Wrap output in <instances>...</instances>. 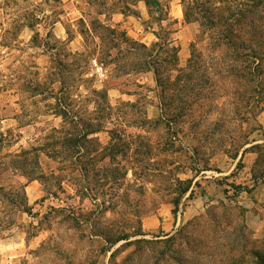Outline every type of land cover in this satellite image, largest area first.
Wrapping results in <instances>:
<instances>
[{
    "label": "rangeland",
    "instance_id": "374dc122",
    "mask_svg": "<svg viewBox=\"0 0 264 264\" xmlns=\"http://www.w3.org/2000/svg\"><path fill=\"white\" fill-rule=\"evenodd\" d=\"M118 1L0 0V131L17 135L11 149L27 148L43 131L60 128V118L52 114L55 101L33 99L26 92L31 82L46 79L53 81L51 91L57 97L63 93V83L64 89L74 86L79 96L85 95L79 97V106L104 122V131L95 135L101 149L110 139L106 130L116 127L134 137L128 154L131 160L144 159L135 165L136 173L129 169L124 178L117 171L127 159L119 155L110 166L106 157L98 165L111 167L114 175L93 171L86 178L79 176L77 180L90 187L80 199L68 169L57 159L42 155L40 164L48 179L28 182L25 190L32 215L19 214L18 226L11 232L5 231V186L25 179L10 180L0 174V264H222L227 257L239 255L245 247L260 246L264 240V0L257 8L252 7L254 0L229 3L233 31L259 49L263 74L261 84L251 87L254 91L234 77L248 61L235 58L230 49L228 57L218 49L209 50L210 31L200 25L203 20L186 24L180 0L168 1L171 16L178 21L174 37L180 46V66L185 67L194 44L205 67L193 92L199 91L201 105L169 132L149 123L160 115L152 73L135 68L123 71L122 66L136 61L134 52L125 43L106 40L116 46L108 53L98 38L105 37L104 31L95 25L96 30L92 29L93 21L99 20L150 46L154 37L144 30V8L136 0ZM4 2L5 8L1 7ZM37 3L49 21L58 20L52 27L61 49L56 56L34 46L36 31L14 27ZM126 5L140 11L142 20ZM205 5L215 13L222 8L213 0ZM122 7L128 10L126 15L119 13ZM36 30L42 38L48 26L42 23ZM89 51L93 58L87 63L84 54ZM99 62L105 70L98 71ZM81 69L94 78L91 83L74 82ZM50 72L54 75L47 79ZM91 86L107 90L100 109L86 98ZM108 113L117 121L110 120ZM4 155L5 143L0 144V157ZM186 188L189 190L174 214L173 202ZM236 206L245 209L243 218L230 209ZM175 218L180 220L173 226ZM135 230L145 235L128 241L152 242L126 244L123 240L109 247L105 241L108 232ZM161 240L165 243L158 242ZM160 250L165 252L162 257L156 253Z\"/></svg>",
    "mask_w": 264,
    "mask_h": 264
},
{
    "label": "trees",
    "instance_id": "16d2710c",
    "mask_svg": "<svg viewBox=\"0 0 264 264\" xmlns=\"http://www.w3.org/2000/svg\"><path fill=\"white\" fill-rule=\"evenodd\" d=\"M127 1L128 0H119L118 3L125 4ZM140 1L144 2L148 14V19L142 20L144 30L152 33L154 36V40L150 46L130 38L125 31L118 32L115 28L103 25L99 20L93 21L92 29H95V25L104 31L105 37L98 35V38L101 40V46L105 48L108 53L116 48V46L114 44H108L106 40H111V42L117 40L122 42V44L125 43L128 48L134 52L132 54L136 55L134 57L136 61L122 66L123 71H125L124 68H131L129 70L138 69L142 72L152 73L156 95L159 100L160 115L157 119L149 123L156 127L161 125L169 132L170 129H173V126L181 122L186 115L192 113L196 109V106L199 107L201 105V99L199 100L200 97L197 98V93L199 91L197 93L193 92L195 91L194 83L198 81L205 70L203 65L204 61L201 54L194 51V44H191L190 56L186 65L185 67L180 66V47L174 38V34L177 31L174 26L177 21L169 17V0ZM207 1L208 0L203 4L202 0H180L183 6L184 21L186 23H191L200 21L201 19L203 20L200 25H204L210 31L209 35L212 44L209 50L213 51L218 49L228 57L226 52L230 49L234 52L233 55L235 58L240 57L243 58L244 61H248L246 65L239 66L238 69L240 70L242 68V72H236L234 77L240 79L248 91H254L255 89L251 87L261 84L263 74L259 49L256 46H252L249 40L245 39L244 35L233 31L231 23L233 16L230 15L233 7L229 4L231 2L230 0H216L218 4L222 5L218 13H215L214 9H211L213 7H208L210 5H205ZM213 1L216 3L215 0ZM261 2L262 0L252 1V7H259ZM132 3L134 2L132 1ZM40 5L41 3H37V5H34L31 12L27 11L23 17L24 21H22L21 24L18 26L13 25L15 28L24 27L31 31H36L33 37L34 46L42 48L43 51L56 56L57 51H61V49H59L55 43L52 27L58 20L53 19L49 21V17L45 16ZM1 7L5 8V2ZM124 8L125 7H122L119 13L126 15L127 11L131 10L133 15L140 18L138 10L130 9L128 5H126L128 10ZM240 17L246 18L243 15ZM42 23L48 26V30L44 37L39 38L41 35L36 29ZM251 23L255 28H258L254 20H252ZM214 30H217V32ZM5 47L9 46L5 45ZM83 54L84 53H75L74 55L82 56ZM92 54L93 52L90 51L84 54L87 63L93 58ZM124 57H126V55ZM235 61L239 62V60ZM99 64L101 63L99 62ZM101 66L105 70V65L101 64ZM53 75L54 73L50 72L47 79ZM87 75L88 70L81 69L74 78V82L91 83L94 78L87 77ZM209 76H211V74ZM52 82L53 81L49 82L46 79L43 81L36 80L27 86L26 92L30 93V97L33 99L40 98L42 100L51 99L55 101L54 104H51L53 107L52 114L60 118V128L50 127L46 131H43L44 133L36 140V143L31 144L27 148L20 146L16 149H11V147L17 143V135L12 134L10 130H6L5 134L0 131V144L5 143V155L3 158L0 157V167L2 171L0 174L5 173L7 179L10 180L13 178L25 179L23 183L17 182L15 185L9 184L5 186V231L8 232H11L14 227L18 226L17 216L19 214L32 215V207L28 203L25 190L28 182L32 180H40L43 182L44 179H48L41 168L40 157L42 155L49 158L52 157L55 160L57 159L61 166L68 169L69 178H72L73 185H76V189L79 194H81L79 195L80 199L86 196L85 192H88L90 187L88 183H82V181L77 180L79 176L86 178L89 176L90 172L93 171L98 173L107 171L110 176L114 175V171L111 167L98 165V163L102 162L106 157L110 161V166L116 162L119 155L127 159L126 165L121 164L117 171L124 178L129 169L136 173L135 165H141L144 161V159L141 161L138 159L131 160L128 154L131 151L134 137L126 135L123 129H116V127L106 130V132L110 134V139L105 149H101L100 140L95 135L104 131L103 119L100 120L92 116V113H87L84 107L79 106V101H81L79 97L82 98L85 95L83 96L81 94L79 96L74 86H68L64 89L63 83V86L60 88L63 90V93L60 97H57V94L51 91ZM86 90L88 92L86 96L88 101L92 102L94 108L100 109V101L107 98L106 88L97 90L91 86ZM109 108L111 109V107ZM96 112L97 111L93 112V114ZM111 115V113H108L110 120L114 119L117 121V119L111 117ZM116 117H118V115ZM136 137L139 138L141 135H137ZM245 150L242 154H244ZM64 168H61V170ZM254 182H257V177H255ZM234 188L239 190V187ZM188 190L189 188L184 189L180 197L174 200V214L179 207L181 197ZM192 193L193 191H191V194ZM220 204L225 207L222 202H220ZM230 209L237 210L239 212L238 215L241 218L244 217L245 209L243 207L236 206L235 208L230 207ZM67 218H70V216ZM72 219L77 221L75 217ZM187 225L192 226L190 222H188ZM184 227L185 225L182 228ZM137 235L142 236L145 234L142 230H135L131 233L120 232L117 234L108 232L106 233L107 237H105V241L109 247L123 240L126 241V244L152 242L145 239L128 241L131 237ZM168 239H171V236L168 237ZM158 242L165 243L163 240ZM156 253L159 254V257L165 254L163 250L157 251ZM113 257L114 254L111 255V258ZM227 258V260L222 261V264H264V240L261 241L260 246H252L250 249L245 247L239 255H231Z\"/></svg>",
    "mask_w": 264,
    "mask_h": 264
},
{
    "label": "crops",
    "instance_id": "0c3cea01",
    "mask_svg": "<svg viewBox=\"0 0 264 264\" xmlns=\"http://www.w3.org/2000/svg\"><path fill=\"white\" fill-rule=\"evenodd\" d=\"M136 3H138L139 4V6L141 7V8H144V11L142 12L143 14H145V15H147V19H148V14H147V10H146V7H145V4H144V2L143 1H140V0H136ZM169 8V7H168ZM142 10V9H141ZM140 12V11H139ZM168 13H169V17L171 18V19H173V20H176L177 21V19L176 18H174V17H172L171 16V13H170V10L168 9ZM182 15H183V12H182ZM142 17H141V12H140V18L139 19H141ZM147 19H145V20H147ZM183 19H184V17H183ZM142 20V19H141ZM185 22V21H184ZM177 23H178V21H177ZM177 23L175 24V26H177ZM186 23V22H185ZM186 24H188V25H190V23H186ZM174 26V27H175ZM176 28V27H175ZM176 30L178 31V28H176ZM177 31H176V33H177ZM147 32V31H146ZM147 33H149V34H151V35H153L152 33H150V32H147ZM176 33L174 34V36L176 35ZM154 37V36H153ZM175 38V37H174ZM154 40V39H153ZM176 40V39H175ZM176 43H177V40H176ZM178 44V43H177ZM146 45V44H145ZM151 45V44H150ZM179 45V44H178ZM180 47V46H179ZM179 63H180V51H179ZM263 192H264V188H263V190H262ZM248 213V212H247ZM179 220L180 219H177V218H175L174 220H173V226H175L176 225V223H179ZM154 224L156 225V221L154 220ZM258 228V227H257Z\"/></svg>",
    "mask_w": 264,
    "mask_h": 264
},
{
    "label": "built area",
    "instance_id": "2783aa9c",
    "mask_svg": "<svg viewBox=\"0 0 264 264\" xmlns=\"http://www.w3.org/2000/svg\"><path fill=\"white\" fill-rule=\"evenodd\" d=\"M94 64L96 65L97 63H96V60L94 61ZM99 69H98V71H102L103 70V68H102V66H100V67H98Z\"/></svg>",
    "mask_w": 264,
    "mask_h": 264
}]
</instances>
